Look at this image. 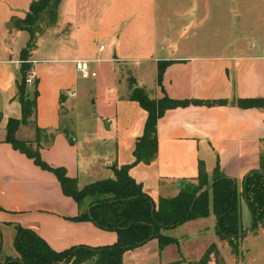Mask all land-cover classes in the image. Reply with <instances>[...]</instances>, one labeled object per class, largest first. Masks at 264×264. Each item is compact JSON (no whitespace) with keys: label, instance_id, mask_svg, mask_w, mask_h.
<instances>
[{"label":"crops","instance_id":"obj_1","mask_svg":"<svg viewBox=\"0 0 264 264\" xmlns=\"http://www.w3.org/2000/svg\"><path fill=\"white\" fill-rule=\"evenodd\" d=\"M32 1L0 0L1 247L2 227L14 229L15 238L18 224L34 229L57 251L79 245H112L118 239L116 231L89 220H74L82 209L73 197L64 194L56 174L6 140L9 120L22 118L17 80L20 53L30 39L27 30L10 27L9 22L13 17L25 18ZM168 29L159 23L157 0H61L56 22L38 33L37 47L31 52L39 91L36 121L21 124L17 137L37 147L36 125L53 133L50 142L43 136L40 139L43 159L64 167L82 188L114 178L117 166L135 160L134 150L148 117L141 104L131 98L137 87L153 99L166 94L175 99L228 100V104L167 109L158 120L157 158L137 163L130 174L156 203L162 197L176 196L183 181H195L201 160L210 175L219 165L225 176L243 186L244 177L259 168L264 152V109L245 108L231 101L264 97V45L252 42L247 51H232L230 47L221 52L190 53L173 45ZM80 60H89V65L107 63L109 70L117 73L115 82L125 89L121 93L116 87L102 99L104 112L100 111L98 118L104 126L108 124V132H99L94 123H84L77 114L74 98L82 76L77 69ZM162 60L171 63L161 87L158 72ZM242 210L243 225L248 229L252 213L245 200ZM187 224L196 226L197 234L201 229L202 233L213 229V242L221 239L214 214L164 232L178 237L177 230ZM175 248L177 245L170 244L161 250L159 240L153 238L126 251L123 261L167 264L182 258ZM16 255L15 250L10 256Z\"/></svg>","mask_w":264,"mask_h":264},{"label":"trees","instance_id":"obj_2","mask_svg":"<svg viewBox=\"0 0 264 264\" xmlns=\"http://www.w3.org/2000/svg\"><path fill=\"white\" fill-rule=\"evenodd\" d=\"M61 0H33L25 18L13 17L9 26L24 29L30 33L27 45L20 53V77L17 80V97L22 105V118H11L7 126L6 140L15 149L27 154L44 169L53 171L59 179L64 194L73 197L82 212L74 220H89L97 226L116 231L117 241L108 246H73L64 251L53 249L34 229L16 225L14 247L16 256H4L0 264H124L126 251L144 245L153 238L159 240L160 249H164L176 239L163 233L190 220L204 218L212 213L217 217V232L221 239L228 240L233 251L238 253L239 241L244 238L242 204L245 200L252 213V230L264 225V152L260 155V165L249 172L243 180V189L235 187L237 180L225 176L217 165L214 173L207 172L204 162L199 163L197 183L183 181V187L174 197H162L158 203L143 190L141 183L130 174V169L139 162L151 163L158 154V120L169 108L189 104H228V100L175 99L164 95L153 99L147 91L137 87L131 98L137 100L147 111L144 133L138 138L132 163L117 166L114 178H104L80 188L77 180L70 177L64 167L47 163L40 151L42 136L52 141L53 133L36 125L37 147L33 142L17 137L21 124L36 121L38 105V80L29 88L27 75L33 68L31 52L37 47L38 33L44 27L56 22ZM47 24L43 25L45 17ZM171 61H159L158 83L162 87L163 75ZM241 107L264 109V97L239 98L231 101ZM248 179L246 181V177ZM211 187H208L211 185ZM207 187V188H205ZM0 206V211H1ZM1 253V232H0ZM220 258L216 243H212L197 264H209L212 258ZM167 264H184L174 261Z\"/></svg>","mask_w":264,"mask_h":264},{"label":"rangeland","instance_id":"obj_3","mask_svg":"<svg viewBox=\"0 0 264 264\" xmlns=\"http://www.w3.org/2000/svg\"><path fill=\"white\" fill-rule=\"evenodd\" d=\"M157 3L159 23L168 26L173 45H180L190 53L221 52L230 47L232 51H247L252 42L264 45V0H157ZM48 21L49 16H46L43 25ZM90 66V74L81 76L75 88L77 114H80L84 123H94L100 129L99 132H108V124L104 126L98 114L104 112L102 99L112 94L116 87L120 88L115 82L117 73L114 75L107 63L93 62ZM93 71L95 75H92ZM134 83L133 80L132 85ZM124 90L120 88L121 93ZM182 187L183 184L180 190ZM242 189V184H239L238 190ZM245 215L247 219L249 210L245 211ZM203 230L197 234L196 226L187 224L176 232V236L181 239L163 233L177 240L170 244L177 245L175 251L179 250L182 257L178 261H186V264H197L207 246L212 243L217 244L220 252L219 259L212 258L215 264H264V225L254 231L252 228L246 229L244 238L239 241L238 253L233 251L228 240L213 242V229L206 233H202ZM1 231L0 259L15 252L14 229L3 226Z\"/></svg>","mask_w":264,"mask_h":264},{"label":"built area","instance_id":"obj_4","mask_svg":"<svg viewBox=\"0 0 264 264\" xmlns=\"http://www.w3.org/2000/svg\"><path fill=\"white\" fill-rule=\"evenodd\" d=\"M103 46H101V49ZM31 61V60H30ZM90 61L89 60H80L77 62V69L79 70L80 74L84 77H87L90 74ZM92 75H95V72H92ZM36 80L35 71L32 68L28 75H27V83L32 84Z\"/></svg>","mask_w":264,"mask_h":264},{"label":"water","instance_id":"obj_5","mask_svg":"<svg viewBox=\"0 0 264 264\" xmlns=\"http://www.w3.org/2000/svg\"><path fill=\"white\" fill-rule=\"evenodd\" d=\"M256 170V169H255ZM247 179H248V176L246 177V181H247ZM212 186V184L211 185H209L208 187H211ZM237 186V183H236V185H235V187ZM253 227V225H251V227H250V229Z\"/></svg>","mask_w":264,"mask_h":264}]
</instances>
